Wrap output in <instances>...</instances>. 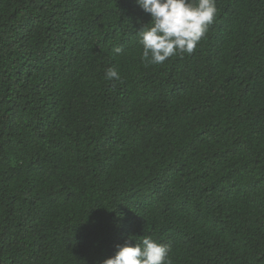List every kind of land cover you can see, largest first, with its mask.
I'll return each instance as SVG.
<instances>
[{"label": "trees", "instance_id": "obj_1", "mask_svg": "<svg viewBox=\"0 0 264 264\" xmlns=\"http://www.w3.org/2000/svg\"><path fill=\"white\" fill-rule=\"evenodd\" d=\"M215 3L151 64L135 0H0V264H264V0Z\"/></svg>", "mask_w": 264, "mask_h": 264}, {"label": "clouds", "instance_id": "obj_2", "mask_svg": "<svg viewBox=\"0 0 264 264\" xmlns=\"http://www.w3.org/2000/svg\"><path fill=\"white\" fill-rule=\"evenodd\" d=\"M135 3L151 16V22L136 33L143 47L142 59L151 64L193 53L217 12L215 0H135ZM121 51L119 47L114 49L117 54ZM105 79H120V76L110 68ZM117 249L114 256L100 264H171L168 247L148 236L139 242L135 240L134 244L117 245Z\"/></svg>", "mask_w": 264, "mask_h": 264}]
</instances>
